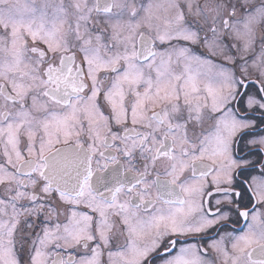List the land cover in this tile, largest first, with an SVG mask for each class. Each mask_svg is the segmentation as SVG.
<instances>
[{
	"label": "snow or ice",
	"instance_id": "snow-or-ice-1",
	"mask_svg": "<svg viewBox=\"0 0 264 264\" xmlns=\"http://www.w3.org/2000/svg\"><path fill=\"white\" fill-rule=\"evenodd\" d=\"M0 264H264V0H0Z\"/></svg>",
	"mask_w": 264,
	"mask_h": 264
}]
</instances>
